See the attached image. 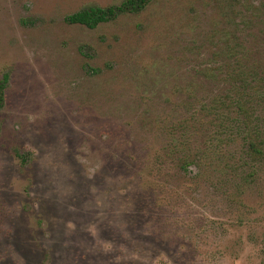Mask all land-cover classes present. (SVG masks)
I'll list each match as a JSON object with an SVG mask.
<instances>
[{
    "label": "rangeland",
    "instance_id": "obj_1",
    "mask_svg": "<svg viewBox=\"0 0 264 264\" xmlns=\"http://www.w3.org/2000/svg\"><path fill=\"white\" fill-rule=\"evenodd\" d=\"M122 1L0 0V264H264V152L236 166L226 124L240 95L264 121L239 88L264 67L237 47L264 40V0H151L93 29L64 22ZM222 140L235 159L178 169Z\"/></svg>",
    "mask_w": 264,
    "mask_h": 264
},
{
    "label": "trees",
    "instance_id": "obj_2",
    "mask_svg": "<svg viewBox=\"0 0 264 264\" xmlns=\"http://www.w3.org/2000/svg\"><path fill=\"white\" fill-rule=\"evenodd\" d=\"M151 0H124L118 5H112L107 7L100 6H90L87 8H83L78 10L72 14L67 15L64 18V22L70 25H83L89 29L95 28L97 25L109 22L116 19L119 15L125 13H135L139 12L150 2ZM229 45H228V41ZM239 55L240 59L243 61V65H251L254 68L261 69L264 67V40L262 38L251 40L250 38L239 39ZM226 48L228 51H235L236 47L234 46V40L232 38L227 39ZM263 57V58H262ZM235 53H232L228 58L229 65L234 63ZM239 63L240 66H243ZM244 67V66H243ZM230 71V70H229ZM230 73H233L232 69ZM263 74H259L258 72H253L250 74V83L256 82L257 84H246L247 79H243V83L239 84V88H241L247 95H256L261 97L264 109V77ZM234 80L235 78L232 77ZM8 82V75L3 73L0 79V106L2 105L4 90L6 84ZM238 83V80L236 81ZM231 103L229 104V108L231 105H234L233 108L236 114V118L231 122H227L229 127L236 128L237 135L242 140L243 148L240 153L242 156L235 160L236 166L239 165V161H244V158L247 157H259V155L264 152V121L262 117L258 115H252V113L248 114V108L246 104L242 103L245 101L243 95L239 97L228 96ZM197 113V112H196ZM227 114H230V109L227 111ZM197 115H200L197 113ZM239 115V120H238ZM242 117H241V116ZM217 115L215 116V118ZM211 123V122H210ZM212 125V124H211ZM213 128V127H212ZM228 128L227 130H230ZM215 132L219 135L222 132H226L221 125L217 124V130ZM200 137V135H199ZM181 138H184L181 135ZM211 142V141H210ZM234 143H226L222 141H216L214 144L210 143V146H206L207 148H203L198 150L196 154L193 152L183 153L178 159V169L183 173H189V166H197L198 163L203 162L205 158H208V155L218 154L219 156H224L228 161L235 159L234 156L230 153V150L223 149L222 146L229 147ZM238 160V161H237Z\"/></svg>",
    "mask_w": 264,
    "mask_h": 264
}]
</instances>
